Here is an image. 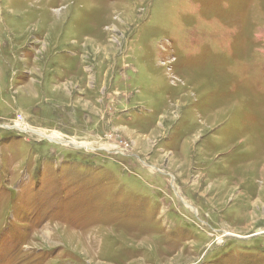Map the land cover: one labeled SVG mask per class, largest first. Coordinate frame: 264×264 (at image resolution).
Segmentation results:
<instances>
[{"label": "rangeland", "instance_id": "374dc122", "mask_svg": "<svg viewBox=\"0 0 264 264\" xmlns=\"http://www.w3.org/2000/svg\"><path fill=\"white\" fill-rule=\"evenodd\" d=\"M0 264H264V0H0Z\"/></svg>", "mask_w": 264, "mask_h": 264}, {"label": "bare ground", "instance_id": "6f19581e", "mask_svg": "<svg viewBox=\"0 0 264 264\" xmlns=\"http://www.w3.org/2000/svg\"><path fill=\"white\" fill-rule=\"evenodd\" d=\"M23 129H25V127H23ZM27 129H29V128H27ZM39 135H42V134H39ZM42 136H45L46 137V135H42ZM46 138L51 140V137H46Z\"/></svg>", "mask_w": 264, "mask_h": 264}]
</instances>
